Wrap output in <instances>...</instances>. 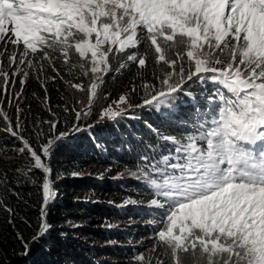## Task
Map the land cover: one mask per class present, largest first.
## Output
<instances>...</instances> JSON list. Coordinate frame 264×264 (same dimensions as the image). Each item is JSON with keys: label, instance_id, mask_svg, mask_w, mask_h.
Listing matches in <instances>:
<instances>
[{"label": "snow or ice", "instance_id": "6c2138e0", "mask_svg": "<svg viewBox=\"0 0 264 264\" xmlns=\"http://www.w3.org/2000/svg\"><path fill=\"white\" fill-rule=\"evenodd\" d=\"M132 67L130 88L104 106L108 77ZM33 79L47 118L29 125L22 103ZM61 81L87 102L62 96L51 104L49 85ZM196 88L208 91L203 105ZM182 98L192 103L190 127L164 135L146 122L152 141L141 139L135 166L111 177L136 181L142 195L108 203L152 217L151 248L134 253L132 264H264V0H0V134L26 161L0 169V211L22 255L54 229L55 184L65 177L54 176L52 159L62 145L107 122L139 119L136 110L172 120ZM17 185L38 197L29 239L19 224L31 223L17 208L31 206Z\"/></svg>", "mask_w": 264, "mask_h": 264}, {"label": "trees", "instance_id": "16d2710c", "mask_svg": "<svg viewBox=\"0 0 264 264\" xmlns=\"http://www.w3.org/2000/svg\"><path fill=\"white\" fill-rule=\"evenodd\" d=\"M135 73L136 68L132 67L115 79L110 76L104 86L113 94H120L130 88ZM16 87L19 90V84ZM197 92L199 104H205L203 97L208 95V91ZM67 94L69 88L63 81L49 85L51 104L62 103V96L69 99ZM24 97L22 107L30 108L29 125L32 124V117L47 118L42 108L44 91L35 79L26 84ZM139 99V96L134 98V102H139ZM11 111L14 116L15 110ZM134 115L139 119L107 122L93 132L78 134L55 152L52 159L54 176L59 174L65 178L55 184L59 197L50 216L54 229L47 239L32 245L29 255H22L24 249L15 238L14 230L7 224L8 214L0 211V264H132L134 253L151 248L153 229L146 226L145 222L152 217L145 216L135 207L117 208L108 203L112 201L119 204L128 197L140 199V184L130 179L114 180L111 177L125 168L135 166L141 153V139L152 141L153 133L146 127V122L164 135L178 136L185 130V122L190 127L194 113L192 103L182 98L172 120L161 119L157 113L149 110H136ZM96 116L93 115L92 119L95 120ZM4 145L7 147L0 152V157H3L0 159V169L7 170L9 162L20 165L26 163L24 157L10 151L13 147L18 148L19 144L0 134V146ZM106 169L111 171L107 172L105 178H97ZM72 171L90 175L73 179ZM11 179L15 183L16 178ZM16 191L31 206L25 208L21 205L17 208L18 214L26 215L31 223V227L19 224L20 231L29 239L37 226L36 189L29 185L23 188L17 185ZM89 197L99 203L82 202ZM9 203L15 205V197ZM106 223L118 227L109 229L104 226ZM74 224L81 227L74 228ZM138 241L142 243L137 244Z\"/></svg>", "mask_w": 264, "mask_h": 264}, {"label": "rangeland", "instance_id": "374dc122", "mask_svg": "<svg viewBox=\"0 0 264 264\" xmlns=\"http://www.w3.org/2000/svg\"><path fill=\"white\" fill-rule=\"evenodd\" d=\"M65 78H67V77H65ZM79 81H73V83H78ZM87 82V81H86ZM208 86H211V85H208ZM69 88V87H68ZM128 90V89H127ZM127 90H124V91H122L121 93H123V92H125V91H127ZM195 91H202L200 88H196L195 89ZM70 92H75V95L74 96H70ZM120 93V94H121ZM102 95L103 94H109V99L108 100H104V101H102V104L104 105V106H107L108 104H111L112 103V101H115V100H117L118 99V97H119V95L120 94H113V92L112 91H110L108 88H106L105 86H103V91H102V93H101ZM67 96H68V98H69V101H70V103H75L77 100H79V101H82V103H86L87 102V97L86 96H82L79 92H76L75 90H73V89H70L69 88V94H67ZM136 97H138V96H134L133 97V100H134V98H136ZM99 107H100V105L98 104L97 106H96V108H95V110H94V115H99ZM189 264H191V260L189 261Z\"/></svg>", "mask_w": 264, "mask_h": 264}]
</instances>
